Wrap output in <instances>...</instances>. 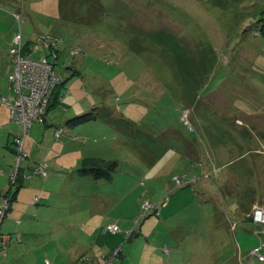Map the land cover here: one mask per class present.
Instances as JSON below:
<instances>
[{
    "label": "rangeland",
    "instance_id": "374dc122",
    "mask_svg": "<svg viewBox=\"0 0 264 264\" xmlns=\"http://www.w3.org/2000/svg\"><path fill=\"white\" fill-rule=\"evenodd\" d=\"M0 1H7L0 4V46L4 45L0 102L11 96L6 76L13 66L8 52L19 28L12 12L21 13L23 40L60 37L54 71L64 79L58 86L63 106L44 123L32 124L29 130H37L36 137L25 134L19 122L23 141L14 143L13 136L16 150L8 179L16 164L33 171V195L18 197L32 208L23 211L26 206L21 202L11 206L8 199L1 232L10 234L11 241L0 250V262L82 264L75 241L98 236L95 230L110 224V212L118 214L122 227L127 225L128 216L119 215L130 211L133 200L101 212L99 199L91 192L110 190L111 205L116 198L121 203L122 182L130 184L126 179L135 178L134 184L140 177L131 193L134 197L144 186L138 198V216H144L138 223L134 220L130 231L121 229L123 240L116 248H122L123 256L113 263L123 262L132 247L135 262L156 258V250L167 245L177 250L182 264H196L195 259L198 264H264L252 253L264 254L263 227L253 221L256 210L264 207V39L258 30L264 0ZM72 49L79 52L72 56ZM33 54L48 51L41 45ZM176 82L180 90H171ZM181 91L196 102L183 101ZM89 112L97 118L72 133L67 120ZM100 119L114 122L115 131L123 128L127 144L113 145L110 130L98 129ZM58 127L63 130L59 138ZM4 131L0 124L1 134ZM28 138H33L31 150ZM85 150L119 162L113 182H75L65 194L50 192L60 174L79 176L71 170L81 165ZM56 155L63 166L52 165ZM30 156L36 160L33 166L27 160ZM150 161L156 164L147 167ZM40 164L48 176L36 172ZM4 175L1 170L0 176ZM251 197L259 201L250 204ZM147 202L157 204L159 210L145 207ZM91 204H98L96 211ZM103 215L107 220L97 224ZM229 229L224 247L209 246V242L223 243ZM111 234L107 231L100 238L106 240L103 235ZM139 235L143 240L133 243Z\"/></svg>",
    "mask_w": 264,
    "mask_h": 264
},
{
    "label": "crops",
    "instance_id": "0c3cea01",
    "mask_svg": "<svg viewBox=\"0 0 264 264\" xmlns=\"http://www.w3.org/2000/svg\"><path fill=\"white\" fill-rule=\"evenodd\" d=\"M6 2L7 1H5L3 3L2 1H0V4L1 5H6ZM24 42H25V45H29V44L32 45V43H33V41H31L30 39H27L26 41L24 40ZM0 47L4 48V45H1ZM2 51L3 50L1 49V52ZM34 56H36V55H34ZM8 74H9V71L7 73V76H6L7 80H8ZM8 87H9V83H8ZM170 87H171V90L174 89V88H175V90L176 89L180 90L181 85L176 82L175 84H173V86H170ZM187 87L188 88L191 87L190 84ZM0 96L2 97L3 95L0 94ZM181 96H183V101H185V100L189 101L190 104L192 102H196L195 99H192V95L191 94L187 95L186 93L181 91ZM198 102H200V101H198ZM0 103H3V102H0ZM205 103H207V102L204 101V104ZM55 109H57V107L50 108V110L47 113V117H48V115L50 113H54ZM69 111H70V109H69ZM95 115H96V113H95ZM96 118H97V115H96ZM97 122L100 124L98 126V129H99L100 126H103L102 130H106V131L110 130V133L113 134V137H112L113 140L111 139V141H110L113 145H115L114 144L115 142L118 145H124V143L127 144V141L122 138V133L121 132H124L123 128L119 132L115 131L114 130L115 123L112 122L110 119H107L106 121L100 119V121H97ZM0 124L3 125V127H5V131L2 134L0 132V171L3 170V172H5L4 176H0V196H2L11 187L10 186L11 180L9 182L8 178L10 176V167H11V165L13 163L14 152L16 150V146L12 143L13 136H14V138H15V136H20V134L23 133V130H22L21 124H19L18 122L12 121L11 116H10V108L7 105H5V104H0ZM46 126H47V123L44 126V128ZM39 129H42V127L39 126ZM168 130H169V127H168ZM16 132H17V134H15ZM71 132L76 135L77 133L81 132V130L78 129V127H77V128H72ZM29 133H30V135L32 137H33V134L36 137L37 130L33 131V128H32V130H29ZM69 136H71V135H69ZM112 144L105 145V146L101 145V148L103 149V147L110 146ZM26 145H27V149L31 150L33 148V138H31V139L28 138ZM63 145H64V143H60L58 146L61 147ZM146 148L148 149L149 147H146ZM150 151H152V150L150 149ZM88 155L89 156L93 155V156L98 157V155H95V152H93L91 150H85L84 151V155H83V157L81 159H83L85 156H88ZM153 155H154V152H153ZM59 156L60 155L54 156V161L52 162V165L58 164V167L63 166V163H61L62 160L60 159ZM101 158H104V157H101ZM32 159H33V157L30 156V159H29V164L31 163L30 166H33V163L36 162V160H32ZM34 164H36V163H34ZM147 164H148L147 167H152L156 163H154V161H150ZM77 166H73V167L77 168ZM25 169L27 170L28 166H25ZM73 170L74 169H72L71 172ZM145 170L147 171V169H145ZM201 171L202 170H200L197 174H194V175H198ZM58 172L61 173V171H58ZM64 173H69V172L65 171ZM59 176L60 177H57V178H55L52 181V184L50 186V188L52 190L50 192L58 191V192H60V194H65V193L68 192V187L70 186L71 183L78 182V183H81V185H82L85 181H90V180H88L86 178H81V177L79 178V176H74V175H72V176L59 175ZM149 177L150 176H148L146 174V180ZM138 178L139 179L134 184H133V181H134L135 178L126 179L127 181L130 182V184H127L126 182H122L124 191L121 193L122 200H123L121 203H118L119 200H118V198H116L115 201H114V205H111V200H112L111 199V194L112 193H111L110 190H109L110 193H108V194H102L98 190V188L96 189V192H91L92 193V198L99 199L97 202L99 203V205H100V207L102 209L101 212H107V210L109 211L112 206L114 208H117V207H119V206H121L123 204H126L128 201H131V199H133L132 200V205L130 206V211L126 212L125 214L119 215V216H125V217L128 216V218H129L127 220V225H125L124 227L121 226L119 220L117 221L118 214L116 212H114V215L117 214V216H115V217H112L114 215H112V216L110 215L113 212H110L107 215V216H110V219H111L110 224L111 223H117L120 226V228L122 230H125V231H130L131 228L134 227V220L139 215L138 209H140V200L141 199H138V198L142 194L141 189L144 186H141L140 191L137 194H135L134 197H132V193H131V190L136 186V184L138 185L141 182L140 177H138ZM31 179H32V177L30 179H27V180L24 181V183L22 184L23 188L19 189L16 201H15V203L12 206H14L16 204V202H18V203L21 202L24 206H26L23 209V211H28L29 209L32 208L29 205L30 203H28V201L23 202L22 200L18 199V197L19 198H22V197L25 198L26 197V198L30 199V197H29L30 194L33 195V188H32ZM7 182H9V183H7ZM93 183H96V182H93ZM108 183H111V182H108ZM145 184H147V182ZM166 188H164V191L166 190ZM163 193L164 192L160 193L159 195L155 194L153 200L155 198L158 199ZM263 198H264V196L261 199L263 200ZM31 199H32V197H31ZM251 199H252V197L249 198L250 204H253V202L255 203V202L259 201L257 199H253V200H251ZM153 202H155V201H153ZM92 203H94V202H92ZM97 205L98 204H96V205L91 204V208H92L93 211H96L95 208H96ZM11 210H12V208H11ZM244 210L247 211V209H244ZM233 211L237 212V208L233 207ZM107 216L103 215L102 217H100V219H98V221H97V224L104 223L107 220ZM107 225H109V223ZM97 230H98L99 235L98 236L96 235V237L94 238L95 240L94 239H90V240L87 241L86 239H82V241H80V242L79 241H75V243H78L76 246H78L79 249H80L79 253L82 252L80 254L81 255L80 258L82 259V261L84 260V262H82V264H85V263L86 264H106L109 260H112L111 264H182V261L184 260L183 258L176 256V252H177L176 249H173V251H172V248L170 249L166 245L162 250H160V249L156 250L157 253H158V256H156V258H153V259H144L143 258L142 260L141 259L140 260H135V262H134V257H133L132 254L135 253V251H134V248L132 247V253L126 252L127 253V254L125 253L126 259L123 262L118 261V262L113 263L114 261H117L119 257L123 256V252H119L116 255L114 254V252L119 248V247L116 248L117 245L119 244L120 241L123 240V234L122 233H119V234L118 233H116V234L112 233L111 235L113 237H110V238L106 237L105 235H103L106 238V240H105L103 238H100L101 234L107 232V230H105V226H101L100 225L99 227H97V229L95 231H97ZM142 230H143V228H142ZM229 231H230V229L226 231V235L227 236L223 240V243H221V241H218V243H210L209 242V246L216 247V248L224 247L227 244L228 240H229V238H228ZM247 232L248 233H252L250 230H247ZM96 234H97V232H96ZM141 234H142V231H141ZM135 235L136 234L134 232L133 236H135ZM132 237H131L130 240H133ZM137 237H138L137 240H135L133 243H138V242L143 240V238L140 235L137 236ZM99 238H100V241H102L103 243H99V240H98ZM1 239H6V238H4V236H2ZM7 241H8V239H7ZM87 244H89V245H87ZM149 244H150V246L152 248V251L155 250V247L153 246V244L151 245L150 242H149ZM8 245L9 244H7V246ZM127 245H128V243L123 245V249ZM95 246H98V247L95 248ZM83 248H88V250L83 251L84 250ZM165 249H167V251H165ZM194 262L196 264H198V261L196 259L194 260ZM9 264H12V263H9Z\"/></svg>",
    "mask_w": 264,
    "mask_h": 264
},
{
    "label": "built area",
    "instance_id": "2783aa9c",
    "mask_svg": "<svg viewBox=\"0 0 264 264\" xmlns=\"http://www.w3.org/2000/svg\"><path fill=\"white\" fill-rule=\"evenodd\" d=\"M12 16L19 28L13 35L12 43L8 52L13 66L12 71L8 74L11 96L9 98H4L2 102L10 108L12 121L22 123L24 125L25 134H28L33 123L45 122L54 92L58 86L64 84L63 77L54 71V64L59 59V45L61 43V39L56 36L50 37L49 35H44V37H41L38 42L34 43L28 51L23 43L21 13L15 11L12 12ZM41 45H44L48 54L34 56L33 52ZM78 52L79 49L71 50L72 56H75ZM50 56L53 57V60ZM58 99V106L62 107L64 95H60ZM182 120L187 121V117L183 116ZM61 133L62 129H58L56 131V136L59 137ZM22 141V136H15L14 143H21ZM18 167H20V165L16 164L15 171L11 175L12 182L17 178L19 172ZM36 172L41 173L44 176H48V172L44 164H40L36 168ZM32 173L33 171L31 173L28 172L24 176L30 177ZM147 205H153L149 209H153L155 211L159 210L157 204L147 202L145 207ZM8 208V198L3 197V201L0 204V228L1 221L4 219ZM149 209L147 208L146 211ZM142 216H144V214L138 216L135 223H138ZM253 219L256 223L263 227L262 233L264 234V224H261V222L264 221L263 206H260V208L256 210L253 214ZM106 230L111 231V233L114 234L121 232V228L117 223L109 224L106 227ZM130 234L131 232H127V237H129ZM4 238H6V236H4ZM6 239H8V237ZM3 247L4 246L0 244V248L3 249ZM165 251H167V249H165ZM253 255L257 256L260 261L264 262V254L261 250H254ZM47 263H49L48 260ZM111 263L112 260H109L106 264ZM0 264L4 263L0 262Z\"/></svg>",
    "mask_w": 264,
    "mask_h": 264
},
{
    "label": "trees",
    "instance_id": "16d2710c",
    "mask_svg": "<svg viewBox=\"0 0 264 264\" xmlns=\"http://www.w3.org/2000/svg\"><path fill=\"white\" fill-rule=\"evenodd\" d=\"M258 30H259V33H260L261 37L264 39V16L260 19V26H259ZM60 95L61 94H60V92L58 91V88H57L55 90V92H54L50 108L58 107V100H59L58 98H59ZM46 118H47V116H46ZM95 119H96L95 112H89V113H86V114H83V115H79V116H76V117H73V118L72 117L69 118L67 120L66 124L68 126H70V128H75L76 126L78 127V125L83 124L84 122L92 121V120H95ZM45 121H46V119H45ZM58 129H62V128L58 127L56 129V131ZM62 133H63V130H62ZM62 133L60 134V136L62 135ZM59 137H57V138H59ZM27 160H29V159H27ZM24 165H23V167L21 165H20V167H18L19 168V172H18L16 180L13 181V182L11 180V187L9 188V190L6 193H4L2 195L3 197H6V198L9 199V201L11 202V203L9 202L11 206L13 205V202L16 201L17 194L19 192V189L22 187V184L24 183V181L31 178V176L30 177L24 176V179L20 178V176L22 174L25 175L26 173L30 172V171H28V169L27 170L25 169ZM118 167H119V162L116 159L115 160H108V159H105V158L96 157V156H93V155H90V156L88 155V156H85L82 159L81 165L78 166L77 168H75L72 172H75L81 178H86V179H88L90 181L112 182L114 180V178H115V175L117 173ZM20 169L23 170L22 173H20L21 172ZM62 176H64V175L62 174ZM90 181H88V182H90ZM7 214H6L5 218L7 217ZM5 218L1 221L0 238L2 236L8 237V244H10V241H11L10 234H5L4 235L1 232L2 225H3L4 221H5ZM107 226L108 225H106V227ZM106 227H105V230H106ZM109 232H111V231H109ZM130 239L131 238H128V240H130ZM0 244H2L5 247L4 242L2 240H0ZM4 247H3V249H1V248L0 249L4 251ZM117 250H118V252H117ZM117 250L115 251L117 253L114 252L115 255L118 254L119 252H121L122 248H118ZM46 264H50V261H49V263H47V260H46Z\"/></svg>",
    "mask_w": 264,
    "mask_h": 264
},
{
    "label": "clouds",
    "instance_id": "9594fccd",
    "mask_svg": "<svg viewBox=\"0 0 264 264\" xmlns=\"http://www.w3.org/2000/svg\"><path fill=\"white\" fill-rule=\"evenodd\" d=\"M56 37H59V36H56ZM59 38H60V37H59ZM23 43H24V45H25V42H24V40H23ZM34 43H36V42H33V43H32V45H31V44H29V45H25V47H26V50H28V51H29V50H30V47H31V46H33V44H34ZM10 46H11V45H10ZM31 49H32V48H31ZM253 221H254V220H253ZM254 222H255V221H254ZM255 223H256V222H255ZM7 242H8V241H7ZM4 244H5V243H4ZM255 257H256V256H255Z\"/></svg>",
    "mask_w": 264,
    "mask_h": 264
},
{
    "label": "water",
    "instance_id": "95a60500",
    "mask_svg": "<svg viewBox=\"0 0 264 264\" xmlns=\"http://www.w3.org/2000/svg\"><path fill=\"white\" fill-rule=\"evenodd\" d=\"M74 73H77V72H73V74H74ZM117 114H118V113H117ZM114 117H116V118H120L121 116H120V115H119V116L114 115ZM2 241H3V239H2ZM5 244H6V246H7L8 242L5 241Z\"/></svg>",
    "mask_w": 264,
    "mask_h": 264
},
{
    "label": "flooded vegetation",
    "instance_id": "af4514ba",
    "mask_svg": "<svg viewBox=\"0 0 264 264\" xmlns=\"http://www.w3.org/2000/svg\"><path fill=\"white\" fill-rule=\"evenodd\" d=\"M20 178L21 179H24V174H22L21 176H20ZM0 240H2L1 238H0ZM4 240V239H3ZM4 243H5V241H3ZM4 245H6V244H4Z\"/></svg>",
    "mask_w": 264,
    "mask_h": 264
},
{
    "label": "bare ground",
    "instance_id": "6f19581e",
    "mask_svg": "<svg viewBox=\"0 0 264 264\" xmlns=\"http://www.w3.org/2000/svg\"><path fill=\"white\" fill-rule=\"evenodd\" d=\"M157 212V211H156Z\"/></svg>",
    "mask_w": 264,
    "mask_h": 264
}]
</instances>
